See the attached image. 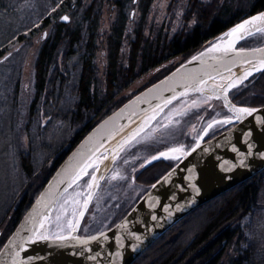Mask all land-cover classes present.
I'll return each mask as SVG.
<instances>
[{
    "label": "trees",
    "instance_id": "trees-1",
    "mask_svg": "<svg viewBox=\"0 0 264 264\" xmlns=\"http://www.w3.org/2000/svg\"><path fill=\"white\" fill-rule=\"evenodd\" d=\"M7 1L0 0V4L5 5ZM77 2L74 7L72 0H65L61 12L69 11L75 21L69 24L60 21L51 24L52 30L40 47L35 64L36 95L27 129L36 128L39 107L44 105L48 109L47 116L56 115L58 119L67 122L69 128L79 131L69 148L63 150L58 147L53 151L58 157L49 168L39 169L43 174H38L37 161L30 151H19L23 170L30 180H39V183L34 182L35 187L24 194L10 228L0 241V249L68 151L91 128L143 89L220 39L235 25L264 10V0H188L183 25L172 34L162 30L155 40H151L146 35V24L153 0H143L142 15L132 32L126 65L122 62L121 51L128 23L131 21L128 11L130 6L128 9L126 7V2L129 3L130 0L118 2V13L107 38L108 64L105 89L101 93L96 85L95 58L104 0H92L89 5L84 6L81 16L79 12L82 0ZM49 20L46 19L43 26H49ZM191 22L194 25L191 26ZM257 35L244 40L240 47L264 45L256 41ZM61 56L62 65L66 68L76 59L73 65V82H70L71 73H65L60 68L63 67L59 65ZM177 58H181V61L171 63ZM157 70L159 72L146 86L116 102L135 82ZM263 84L264 72H261L246 84L232 89L230 97L241 106H263L264 92L246 97L253 86L261 87ZM205 96L216 99L200 93L186 98ZM224 108L229 115L225 105ZM233 125H227L224 130ZM221 130L213 136L206 135L205 140L224 131ZM178 161L161 160L141 169L138 176L148 187L134 204ZM263 192L264 172H261L190 213L154 242L133 264H264V230L260 234L256 228L264 225Z\"/></svg>",
    "mask_w": 264,
    "mask_h": 264
},
{
    "label": "water",
    "instance_id": "water-1",
    "mask_svg": "<svg viewBox=\"0 0 264 264\" xmlns=\"http://www.w3.org/2000/svg\"><path fill=\"white\" fill-rule=\"evenodd\" d=\"M260 12L264 10L245 20ZM68 21L62 20L64 23ZM254 23L255 27L245 26L247 34L243 38H239L242 33L236 34L233 48L226 50L225 42L232 37L223 35L194 55L196 59L191 57L91 128L68 151L19 220L0 249V264H13L14 259L19 260V264H133L154 242L190 213L264 172V156L260 155L264 153V105L250 114L238 113L237 109L246 106L236 104L230 97L232 89L264 72V67H261L264 51H256L264 50V45L240 47L244 40L264 31V24L259 21ZM226 75L227 80L217 85L216 80ZM229 84L233 87L229 88ZM196 93L221 99L233 117L227 123L234 125L209 140H205L208 133L205 132L183 154L159 156L158 152L153 155L157 156L155 160L151 159L152 156L148 158L142 168L161 160L179 161L110 228L91 235L80 234L102 182L100 167L75 230L61 235L63 240L28 239L33 227L52 236V216L60 200L74 184L72 177L79 171L77 165L89 163L103 152H106V159L114 158L154 126L174 104ZM222 120L225 121V118L219 121ZM42 193L45 199L38 203ZM46 205L51 206L50 211L46 210ZM45 212L51 219L41 229L39 222L43 216L36 215L35 221L29 217ZM17 252L19 257L16 256Z\"/></svg>",
    "mask_w": 264,
    "mask_h": 264
},
{
    "label": "rangeland",
    "instance_id": "rangeland-1",
    "mask_svg": "<svg viewBox=\"0 0 264 264\" xmlns=\"http://www.w3.org/2000/svg\"><path fill=\"white\" fill-rule=\"evenodd\" d=\"M121 1L104 0L102 6L95 58L96 85L101 93L105 89L108 64L107 38L118 13L117 4ZM142 1L126 2L127 9L130 6L128 11L131 20L121 51L122 62L126 65L132 32L142 15ZM64 2L65 0H8L5 5L0 4V241L10 228L24 194L35 187L34 182L39 183V180L28 178L21 166L19 151H30L37 161L38 174H43L39 169L41 171L45 167L49 168L58 157L53 151L58 147L63 150L69 148L79 131L69 128L68 123L58 119L56 115L47 116L48 109L44 105L39 107L36 128L27 129L36 95L35 64L42 42L49 36L51 24L62 22L64 16L69 17L68 24L75 21L69 11L61 12ZM91 2L92 0H82L79 16L84 6ZM187 2L188 0H153L147 15L146 35L155 40L162 30L170 34L176 31L183 25ZM71 4L76 7L78 2L72 0ZM48 18L50 25L45 27L43 23ZM192 25L194 22H191ZM256 41L264 43V31L256 36ZM75 61L73 59L66 68L62 65V56L59 59V65L63 66L60 67L62 71L71 73L70 82L75 79ZM180 61L181 58H177L171 63ZM157 72L159 70L139 79L116 102L146 86ZM227 78L228 75L217 79V85L223 84ZM262 92L264 84L261 87L253 86L246 97ZM216 99L208 96L189 97L177 102L154 126L114 158L106 159V152H103L98 157L102 159L89 167L87 174L82 175L60 200L52 216L51 235L61 236L72 231L69 222L76 225L91 190L88 184L92 182L93 175H98L100 167L102 182L80 234L91 235L116 224L148 187L138 176L141 165L148 157L158 151L179 146H183V153L187 152L205 132L213 136L226 128L227 122L219 120L231 114L228 115L223 103ZM107 162L111 163L108 169ZM57 216L60 217L59 220L56 219ZM253 225L251 226L254 227ZM256 228L262 234L264 225Z\"/></svg>",
    "mask_w": 264,
    "mask_h": 264
},
{
    "label": "snow or ice",
    "instance_id": "snow-or-ice-1",
    "mask_svg": "<svg viewBox=\"0 0 264 264\" xmlns=\"http://www.w3.org/2000/svg\"><path fill=\"white\" fill-rule=\"evenodd\" d=\"M64 20H68L69 17L68 16H64L63 17ZM259 21L261 24H264V12H260L258 13L257 15L255 16H252L250 17L248 20H245L243 21L242 23L240 24H237L235 25L232 29L229 30V33H226V34H223L225 36H231L232 39H229L227 40L225 43H226V50L229 49V48H233L234 47V44L236 43V40H237V37H236V34L238 32L242 33V35L239 37V38H243V35H246L247 34V30L245 28L246 25H251L252 27H255V23L254 22H257ZM213 47H216V45H213ZM239 51L243 52L245 51L244 49H239ZM256 51H264V50H256ZM193 59H196V57H193ZM247 62V61H245ZM261 67H264V59H261ZM250 74V73H249ZM201 83H203V81H201ZM229 88L233 87L232 84H229L228 85ZM174 99V97H173ZM256 109L255 108H250V107H241L239 109H237V112L238 113H246V114H250L252 112H255ZM233 117L231 116H228V117H225V122L227 121H230ZM237 119L239 118V115H237L236 117ZM209 127H211V125H209ZM176 153H180V154H183V146H179V147H174V148H168L166 149V151H163V152H159L158 155L159 156H169V155H174ZM261 156H264V153H260ZM157 158V156H152L151 159L152 160H155ZM99 159H102V158H97L95 160H91L89 163H85L83 165H77V168L79 169L78 172H76V174L72 177V181L73 183H75L77 180H79L81 178L82 175H86L87 174V168L88 167H91L93 164H96L98 163ZM148 161L146 160L145 163H147ZM241 163H243V161H241ZM96 180V176L93 175L92 176V182H94ZM92 182H89L88 184V187L89 188H92L93 187V183ZM197 191H199V188L196 189ZM45 199V195L42 193L41 194V199L38 201V203H42ZM87 203V201H85V204ZM46 210L50 211L51 210V206L49 205H46ZM63 208V206H61ZM34 213H35V209H34ZM36 215H42L43 216V219L40 220V228H44V223L46 221H50V216L45 213H38V214H35L33 216H30L29 218L32 219L33 221L36 220ZM81 215H83V213H81ZM59 216L56 217L57 220H59ZM70 224V227L72 228V230L74 231L75 230V225L72 224L71 222H69ZM102 235V234H101ZM28 239L30 240H56V239H60V240H63L64 237L61 236V237H55V236H48L46 235L45 233L41 232V231H38L35 227H33L32 229V235L28 237ZM92 239V238H90ZM19 252L16 253V256L19 257ZM13 264H19V260H16L14 259L13 260Z\"/></svg>",
    "mask_w": 264,
    "mask_h": 264
},
{
    "label": "flooded vegetation",
    "instance_id": "flooded-vegetation-1",
    "mask_svg": "<svg viewBox=\"0 0 264 264\" xmlns=\"http://www.w3.org/2000/svg\"><path fill=\"white\" fill-rule=\"evenodd\" d=\"M158 152H160V151H158ZM158 152H156V153H158ZM156 153H154V154H156ZM154 154H153V155H154ZM153 155H151V156H153ZM151 156H150V157H151ZM150 157H148V158H150ZM148 158H147V159H148ZM145 161H146V160H145ZM145 161L143 162V164L145 163ZM168 161H171V162H172V161H176V159H169ZM143 164L141 165L140 170H141V169H145V168H142ZM146 168H147V167H146ZM140 170H139V171H140Z\"/></svg>",
    "mask_w": 264,
    "mask_h": 264
},
{
    "label": "bare ground",
    "instance_id": "bare-ground-1",
    "mask_svg": "<svg viewBox=\"0 0 264 264\" xmlns=\"http://www.w3.org/2000/svg\"><path fill=\"white\" fill-rule=\"evenodd\" d=\"M110 165H111V163L107 162L106 169H108L110 167Z\"/></svg>",
    "mask_w": 264,
    "mask_h": 264
}]
</instances>
